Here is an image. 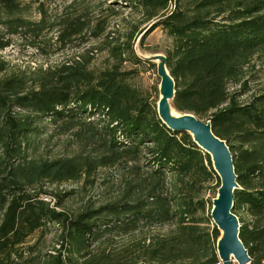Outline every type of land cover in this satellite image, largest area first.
<instances>
[{
  "label": "trees",
  "instance_id": "1",
  "mask_svg": "<svg viewBox=\"0 0 264 264\" xmlns=\"http://www.w3.org/2000/svg\"><path fill=\"white\" fill-rule=\"evenodd\" d=\"M21 7L20 0H0V52L11 46V37L36 42L57 30L62 49L95 41L110 63L97 72L86 60L0 79V149L6 166L20 162L0 173V264H221L220 232L210 227L213 202L204 197L216 176L211 157L188 133L162 122L160 89L152 100L131 82L133 71L124 69L132 63L157 71L156 63L137 55L135 44L140 39L143 45L159 28L173 44L164 55L175 83L171 106L210 122L226 142L240 187L232 210L239 238L251 264H264V93L243 104L240 96L249 93L230 91L245 84L247 68L264 55V0H114L93 12L90 0H75L53 20L42 12L38 23L26 19ZM125 10L131 17L111 31L112 20ZM7 71L0 57V74ZM40 120L96 133L111 155L105 161L142 162L138 179L120 200L99 210L75 216L57 211L35 185L76 180L82 171L74 159L39 165L25 158L23 146ZM55 227L58 248L43 253L42 240ZM156 227L172 230L153 235ZM137 235L132 246L116 247L118 239Z\"/></svg>",
  "mask_w": 264,
  "mask_h": 264
},
{
  "label": "rangeland",
  "instance_id": "2",
  "mask_svg": "<svg viewBox=\"0 0 264 264\" xmlns=\"http://www.w3.org/2000/svg\"><path fill=\"white\" fill-rule=\"evenodd\" d=\"M75 0H20L23 16L38 23L42 19V12L48 14L47 19H54L55 15H61L66 7ZM114 0H90L91 10L99 11L107 9ZM102 6V8H100ZM118 9L117 6H114ZM120 18L113 19L111 31L117 29L119 20L131 17L128 10L122 12ZM133 21L140 18L133 16ZM148 24L144 28H149ZM57 30L46 31L36 42L30 39L11 37V46L0 52V57L8 64V71L0 74V79L12 76H29L40 69H54L64 64H72L78 61H89V68L95 72L107 68L110 59L106 52L95 49L102 48L101 43L91 41L88 44L75 42L71 47L62 49L56 44ZM5 37L3 28L0 27V41ZM7 38V37H6ZM172 39L161 28L155 30L143 43L140 39L135 44V51L141 57L166 55L172 49ZM124 69L133 71L131 82L144 93H149L152 100L159 97L161 79L158 77L156 68L148 64L133 65L128 63ZM242 87L230 86V91L249 93L240 96L239 101L243 104L252 102L253 98L264 93V55H257L247 68ZM172 112L175 110L172 107ZM178 113V112H177ZM181 114V113H178ZM69 126L61 123L54 124L49 120H40L37 123L38 132L28 139L24 146V156L28 161L43 164L61 159H74L81 168L82 174L76 180H68L60 183H52L43 180L35 185L37 190L48 193L49 201L57 211L75 216L86 210H99L115 201L120 200L132 187L130 184L138 179L143 164H126L125 162L111 163L105 158L111 156L107 153L104 144H101L99 136L87 131L86 128L78 127L77 124ZM20 163L15 160L13 166H6L5 155L0 149V173L6 171L9 174ZM220 179L216 174L213 182L208 184L209 190L205 192V198L212 201L217 196ZM32 190V189H29ZM214 191L216 192L214 194ZM215 197V198H214ZM45 200L47 197L42 196ZM213 205V204H212ZM211 211L210 207L207 212ZM240 217H243L240 215ZM244 221L248 219L244 217ZM211 228L215 225L211 218ZM172 227H156L151 229L153 235H167ZM58 228H52L42 240V252H54L58 248ZM39 234L31 239V244L37 243ZM140 235L118 239L120 243L116 247L132 246L133 240H138Z\"/></svg>",
  "mask_w": 264,
  "mask_h": 264
},
{
  "label": "water",
  "instance_id": "3",
  "mask_svg": "<svg viewBox=\"0 0 264 264\" xmlns=\"http://www.w3.org/2000/svg\"><path fill=\"white\" fill-rule=\"evenodd\" d=\"M139 56V55H138ZM141 59L157 64L158 75L161 78L160 99L157 111L162 122L172 131L188 133L197 146L207 153L212 160L213 168L220 179L217 199L213 200L211 218L220 238L217 243V252L221 264H233L231 256L234 255L237 264H251L240 235V223L232 212L234 207V194L240 187L237 182L233 157L225 141L216 137L210 122L199 120L192 114H178L181 118L173 116L171 102L175 97V83L166 67V56L141 57ZM159 57H163L164 72L170 82L164 77L159 65ZM162 110V111H161ZM197 136V138H195ZM221 231L224 234H221Z\"/></svg>",
  "mask_w": 264,
  "mask_h": 264
},
{
  "label": "bare ground",
  "instance_id": "4",
  "mask_svg": "<svg viewBox=\"0 0 264 264\" xmlns=\"http://www.w3.org/2000/svg\"><path fill=\"white\" fill-rule=\"evenodd\" d=\"M158 59H159V65L161 66V70H163L162 73H163L164 77L170 82V79H169V78L167 77V75L165 74L166 72H164V67H163V60H164V58H163V57H159ZM161 111H162V110H161ZM173 116L176 117V118H181V116L176 115V113H173ZM195 138H197V136H195ZM216 199H217V197H216ZM221 234L223 235L224 232L221 231ZM231 262H232L233 264H237V261H236L234 255L231 256Z\"/></svg>",
  "mask_w": 264,
  "mask_h": 264
}]
</instances>
